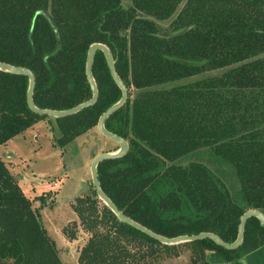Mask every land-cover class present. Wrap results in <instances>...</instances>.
<instances>
[{"label":"trees","instance_id":"16d2710c","mask_svg":"<svg viewBox=\"0 0 264 264\" xmlns=\"http://www.w3.org/2000/svg\"><path fill=\"white\" fill-rule=\"evenodd\" d=\"M41 10L51 15L59 39ZM95 41L111 48L129 90L105 122L129 141V150L98 164L104 191L158 233L213 231L234 241L247 209L264 212V0H0V60L35 72L40 107L65 109L92 96L86 61ZM93 73L98 100L52 116L60 146L96 126L122 95L101 49ZM28 86L27 75L0 69V145L48 116L29 107ZM73 206L75 223L90 232L80 264H153L157 246H176L119 219L95 187ZM64 231L76 237L67 226ZM196 240L231 262L246 245H264V224L250 216L236 248ZM0 264H65L1 155Z\"/></svg>","mask_w":264,"mask_h":264},{"label":"rangeland","instance_id":"374dc122","mask_svg":"<svg viewBox=\"0 0 264 264\" xmlns=\"http://www.w3.org/2000/svg\"><path fill=\"white\" fill-rule=\"evenodd\" d=\"M171 19L161 21L163 27L169 26ZM217 72L220 71L178 79L157 87H169ZM132 91L134 96L138 89L133 88ZM57 133L56 120L48 115L1 144L0 155L25 194L33 200V206L39 210L63 262L80 264V250L90 232L75 223L79 217L73 203L78 196L88 193L94 195L91 174L94 156L100 152L116 150L119 143L104 135L97 125L64 146L58 144ZM223 166L227 168L226 164ZM66 226L69 231H75V238L65 233ZM196 241L179 242L171 248L157 246L156 254L152 257L153 264H264V245L258 248L246 245L245 254L241 258L224 262L218 259L219 254L212 256L213 249Z\"/></svg>","mask_w":264,"mask_h":264},{"label":"water","instance_id":"95a60500","mask_svg":"<svg viewBox=\"0 0 264 264\" xmlns=\"http://www.w3.org/2000/svg\"><path fill=\"white\" fill-rule=\"evenodd\" d=\"M40 12L44 13L47 16V18L50 20L53 28L56 31L57 37L59 39L60 38L59 32L57 30V26L54 20L52 19L51 15L45 10H41ZM187 28L173 30L169 32H162V33H159L158 35L168 37L174 34H178L186 30ZM99 49L104 51L107 57L110 72L115 82L121 88V91H122V95L120 99L116 101L115 103H113L112 105H110L105 111L101 113L99 120H98V124H97L98 129L104 135H106L107 137H110L111 139L119 143V148H117L114 151H104V152L97 153L91 162L92 182L97 191V195L99 196V198H101L114 211V213L117 215L119 219L134 225L135 227L143 230L144 232L155 237L156 239L160 240L163 243L176 244V243L183 242V241H190V240H196V239L209 237V238L214 239L215 241H217L218 244L226 248L238 247L244 240L245 224L250 216L252 215L257 216L261 220V222L264 224V212L261 209L250 208V209H247L242 214L239 227H238L237 238L231 242L224 240L218 233L213 232V231H201L198 233H191V234L185 233V234H179L176 236H167L162 233H158L154 231L153 229L149 228L148 226L144 225L138 220L127 215L122 209H120L116 205V203L110 198V196L102 188L101 181L99 178V173H98V164L105 159L121 157L125 155L129 150V141L122 135L109 130L105 125L106 119L116 110H118L127 101L129 97L128 86L126 85L124 80L119 75L117 68H116V59L114 57V54L111 48L106 43L102 41H95L89 46V49H88V55H87V61H86V75H87V78L89 80V83L93 91L92 96L87 100H84L80 103H77L76 105L72 107L65 108V109L40 107L35 103L34 91L36 87V75H35V72L31 68L27 66L16 65V64H13L7 61L0 60V69L15 72V73L25 74L29 77V86L27 90V102H28L29 107L33 111L37 113H41V114H48L53 117L66 116V115L76 113L85 107L91 106L98 100L99 87H98V83L93 73V62H94L95 54L97 50Z\"/></svg>","mask_w":264,"mask_h":264}]
</instances>
